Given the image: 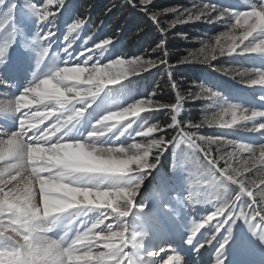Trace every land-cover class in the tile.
<instances>
[{"label":"snow or ice","instance_id":"6c2138e0","mask_svg":"<svg viewBox=\"0 0 264 264\" xmlns=\"http://www.w3.org/2000/svg\"><path fill=\"white\" fill-rule=\"evenodd\" d=\"M128 3L157 25L167 12L176 14L171 26L204 16L208 23L226 21V31L203 42L198 53L180 58L178 65L208 63L217 53L264 59V0H244L241 10L213 3L195 10H153V0ZM53 5L63 12L53 11ZM60 16L65 17L66 34L64 43L54 47ZM33 21L34 34L27 38ZM86 23L68 9L66 0H0V264H188L170 245L145 250L143 244L148 235L144 229L160 223V210L174 211L164 203L169 177L163 174L153 195L137 201L169 146L178 150L172 153L174 172L189 173L187 195L173 191L170 198L181 207L212 206L191 221L184 243L197 254L212 246L215 264H226L234 227L243 222L264 245V143L191 130L239 125L264 134V110L235 103L203 83L198 92L185 96L175 82L164 39L151 49L159 53L155 59L150 54L130 57L112 37L87 51L82 48L74 58V42ZM160 65L167 69L173 101L157 99L159 85L137 97L129 87L136 81L130 78ZM243 73L252 77L242 81L246 85L264 86V67ZM189 99L210 101L211 116L199 123L182 121ZM258 99L264 103V94ZM153 112L166 113L169 122L163 125L141 115ZM86 117L89 127L81 133ZM47 120L52 123L40 127ZM169 129L176 134L167 136ZM211 145L218 146L216 152ZM225 145L232 151L221 152ZM57 229L62 233L58 238L48 235ZM41 236L47 240L41 242ZM244 244L238 241V251ZM161 252L166 259H157Z\"/></svg>","mask_w":264,"mask_h":264},{"label":"trees","instance_id":"16d2710c","mask_svg":"<svg viewBox=\"0 0 264 264\" xmlns=\"http://www.w3.org/2000/svg\"><path fill=\"white\" fill-rule=\"evenodd\" d=\"M15 2L23 4L24 0H15ZM136 2L138 4L139 0H136ZM203 3H213L222 8L235 9L234 4H240L241 0H156L149 7L153 10H163V8L176 6L180 10H187V8L198 7ZM66 4L70 11H75L87 21L80 32V37L74 42L77 54L82 48L87 51L88 48L93 47L94 43H98L104 38L112 37L117 43V48H121L130 57L150 54L151 58L155 59L159 53H151V49L164 39L167 43L169 62L172 65L175 82L185 96H188L189 93L198 92L200 83L217 89L229 100H231L232 93L229 87L233 88V90L237 89L236 91H240L244 95H249V92L256 93L255 89L264 88V86L260 85H256L253 88L242 82L252 78L250 74L243 73V69L251 70L252 68L264 67V59L256 55L251 57L217 55V59L209 60L208 63L178 65L180 58L198 51L203 42L210 41L213 36L220 32L221 27L217 24L197 22L180 24L169 28L168 24L174 19L173 16L175 15V13H169L165 15L161 14L158 18L159 25H156L139 8L131 7L128 0H66ZM41 6L43 5L41 4ZM52 8L57 13L63 12L62 9H58L55 5ZM107 9H111V11H107ZM64 19V16H60L58 20L59 30L57 31V35L53 37V39L60 38L61 43L58 45L64 43L62 39V36L66 34V28L63 23ZM158 27L165 28L164 30L167 31V34L163 35ZM32 28L35 30L34 21L32 22ZM180 34H184V36L182 37ZM89 36H91L90 40H88ZM86 40L87 43L85 44L84 41ZM226 69L228 70L227 75L224 71ZM130 79L136 81L134 85H129L134 90L140 91L143 89L146 91V87L154 88L159 85L157 99L163 102H172L174 99L173 90L167 79V69L164 65L152 68L147 72H142L140 76L131 77ZM224 84L226 87H224ZM212 111L210 101L203 99L193 101L189 99L185 102L181 120L190 119L193 122L199 123L205 115L211 116ZM141 115H146L151 118L152 122L158 121L163 125H166L170 119L163 112L142 113ZM247 123L250 126L252 122L249 121ZM191 130L197 132L199 135L224 136L227 139L245 143H250L252 137L261 136V133L254 134L245 131L239 125L234 129H221L215 126L208 127L204 125L198 130ZM175 134L171 129L166 133L169 137ZM153 135L158 136L160 133H153ZM210 147L213 152L217 151V145H211ZM231 150V146L226 145L220 148L221 152ZM169 151H172L171 146H169ZM167 159L168 157L166 160L165 158L162 159L160 168L167 170ZM248 175H251V173Z\"/></svg>","mask_w":264,"mask_h":264},{"label":"rangeland","instance_id":"374dc122","mask_svg":"<svg viewBox=\"0 0 264 264\" xmlns=\"http://www.w3.org/2000/svg\"><path fill=\"white\" fill-rule=\"evenodd\" d=\"M155 1L156 0H153V2H155ZM238 5H241L242 7L240 6V8H239ZM238 5L234 4L235 9L239 8L238 10H241V9H243L245 7L243 4H238ZM166 7H168V6H166ZM170 8L171 9L180 10L176 6L170 7ZM196 8L197 7L187 8V10H195ZM163 9H169V8H163ZM182 10H184V9H182ZM169 13H174V12H167V13H162V14L165 15V14H169ZM213 15H215V14L213 13ZM174 16H176V14ZM174 16H173V18L176 19V17H174ZM174 19H172L171 21H173ZM181 19H185V17H181ZM206 19H208V17L204 16V17H202L201 21H189V22H186V23H197V22L206 23L205 22ZM171 21L168 24L169 28H173V27H175L177 25H180V24H186V23H177L174 26H171ZM213 23L217 24V25H219L221 27L220 32H218V34H220L221 32H224V31L227 30L226 27H225L226 21L222 20V21H216V22H213ZM154 24H156V23H154ZM158 28L161 29V27H158ZM163 29H165V28H163ZM238 32H239V30H238ZM33 34L34 33H30V35H28V36L31 38V36ZM212 43L214 44L215 41H213ZM245 43H247V41H245ZM53 45H54V47L58 46L55 42H53ZM192 53H198V51H194ZM217 55L220 56L218 53H217ZM74 56H75V54L73 55V57ZM251 56H255V54H252ZM81 59H82V57H81ZM201 59H202V57H201ZM192 63H199V62H192ZM252 69H254V68H252ZM122 83H125V81H122ZM23 86H24L23 83L18 85V87H20V88H22ZM111 86H119V85H111ZM111 86H109V87H111ZM254 86H256V85H253L252 87L254 88ZM224 87H226L225 84H224ZM151 89L152 88H147L146 87V91L143 90V89H141V90H143L144 92H147V91H150ZM229 89H230L231 92H234V91L237 90V89L233 90V88H230V87H229ZM255 91L257 92L258 90L255 89ZM139 93L143 94V92H140V91L137 92V94H139ZM258 95H260V94H258ZM243 96H245V95H242V94L240 95L239 92H236L234 94V96H233L234 97L233 99H236L239 103H242ZM251 96H254V94H251ZM245 97L247 98V96H245ZM248 101H251V100H248ZM121 103H124V101H121ZM256 103H254V105H256ZM257 106H264V103L260 102ZM86 118H88V117H86ZM88 122H89V118H88ZM247 122H249V121H247ZM51 123H52V120H47V121L44 122V124L40 125V127H45L46 125H50ZM88 127H89V123L86 126L81 124V126H79L78 131L81 132V133H85L87 131ZM85 128H87V129H85ZM122 139H124V138H122ZM142 139L146 140L148 138H141V137H137L136 138V140H138V141L142 140ZM251 143L252 144H261V143H264V140L263 141H259L258 138L252 137L251 138ZM171 149H172V147H171ZM174 151H178V150L174 149ZM192 155H196V154H192ZM244 155L247 156V154H244ZM257 155H258V153H257ZM167 157H168V159H167V163H168L167 168L172 170V174L171 173L169 174L166 171L160 172V168L158 169L157 172H154L153 174H151L149 176V178L145 181V185L142 187L140 195L137 196V201L140 202V201L144 200L145 197L153 195L154 191L157 188V185L159 184V181L157 179V177L159 175L163 174V175L168 176L169 177V183L167 185L168 195L165 197L164 203L171 204L174 211H173V213H169V212H165V211H163L161 209L160 210V223L157 226L161 227L163 232L170 233V235L173 233V227H174L178 233H180L181 235L182 234L184 235V237L182 236L183 240H184V238H186V236L188 235V230L190 228L191 221L193 219L199 220L201 217H203L206 214H208L212 210L211 209L212 206L211 205H195V206H184V207H181V206L177 205L176 202L170 198L171 197V193L173 191L179 192L181 195H184V196L187 195V191H185L184 189L187 188V185H188V182H189V173L188 172H184V171L174 172V169H173V163H174L173 155L170 158L169 147L167 148V150L162 155L160 163L162 162L163 158H165V160H166ZM0 163H2V162H0ZM158 173H160V174H158ZM192 179L193 180L195 179V168L194 167L192 168ZM106 222H110V221H106ZM240 223H243V222H240ZM206 228H207V226H206ZM156 229H158V228H156ZM144 231H145V229H144ZM201 231L205 232L206 229H202ZM247 231H248V229H247V227L244 224L241 225V224L238 223V224L235 225V227H234V237H233V241L230 243V245H229V247L227 249V254H226L227 257H229V258L234 260V259H241L242 257H244L246 255H255L256 253L257 254L260 253V251L262 250V247H261V244H260L259 240L253 238L249 233L246 234L247 236H249L248 239H247L246 236H245V233ZM58 234H62V233H60L59 229L54 230L53 233H49L48 235L50 237H52V238H58ZM199 235L200 234L198 233V237H199ZM240 239H243L245 241V244H244L243 249L238 251L237 243H238V241ZM155 241L157 243L158 240L157 239L155 240L153 235H147L146 239L143 241L145 250H151L153 248H156V247H154V242ZM172 241L174 243H176L175 240H172ZM158 242H160V241H158ZM174 243H166L165 245L162 244V246L158 245L157 247H164L165 249H167L168 246L170 245V246H172V247H174V248L179 250V248L176 247V244H174ZM213 243L215 244V242H213ZM183 244H184L186 249L189 248L185 243H183ZM208 250H213V247L212 246H207L206 250L202 249L201 252L199 253V254H201V256H199L197 258H196L197 253L194 252L193 255H190V252L187 250L186 251L187 254H185V257L186 258L188 257L189 259L192 260L190 262V260H188V258H187L188 263L190 262V263H194V264L195 263H199V264L202 263V260L204 258H207V260L212 258V260L204 261V264H214L215 263L214 262L215 253H212V254H209V255H208V253L203 254V252H207ZM179 251L181 252V250H179ZM204 255H206V257H204ZM157 259H166V252H161L160 254H158Z\"/></svg>","mask_w":264,"mask_h":264},{"label":"bare ground","instance_id":"6f19581e","mask_svg":"<svg viewBox=\"0 0 264 264\" xmlns=\"http://www.w3.org/2000/svg\"><path fill=\"white\" fill-rule=\"evenodd\" d=\"M156 228H158V229H156ZM156 228H154L152 230L145 229V231L148 232V235H153L154 238H155V240L157 239L160 242L163 241L164 244L167 243V242L174 243L172 240H175L176 247H178L179 250H181L182 254H184V255L187 254L186 253V249L184 248V246H182V244L184 243L183 237H182V235H180L176 231V229L174 227H173V234L172 235H170L169 233H164L162 231V229L160 227H158V226H156ZM248 233H249L248 231L245 233V236H246L247 239H248L249 236H247L246 234H248ZM168 238H169L170 241L169 240L166 241V239H168ZM158 241H157V243H160ZM261 246L264 249V245L261 244ZM188 251L190 252V255H193L194 254V252L191 251L190 248L188 249ZM206 253H208V255H209V254L214 253V251L213 250H208L207 252H203V254H206ZM226 254H227V252H226ZM204 257H206V255H204ZM214 262H215V259H214ZM226 264H264V259L261 258V257H252V255H246V256L242 257L241 259H238V260L237 259H234L233 260V259H231V258L228 257V259L226 261Z\"/></svg>","mask_w":264,"mask_h":264},{"label":"clouds","instance_id":"9594fccd","mask_svg":"<svg viewBox=\"0 0 264 264\" xmlns=\"http://www.w3.org/2000/svg\"><path fill=\"white\" fill-rule=\"evenodd\" d=\"M241 2L243 3L244 0H241ZM3 62H4L3 60H0V63H3ZM47 230H52V229L48 228ZM40 240H41V242H45L47 240V237L41 236Z\"/></svg>","mask_w":264,"mask_h":264}]
</instances>
